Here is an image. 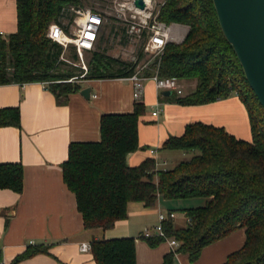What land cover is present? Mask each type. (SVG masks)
<instances>
[{
  "label": "trees",
  "instance_id": "1",
  "mask_svg": "<svg viewBox=\"0 0 264 264\" xmlns=\"http://www.w3.org/2000/svg\"><path fill=\"white\" fill-rule=\"evenodd\" d=\"M15 3L16 32L0 37V85L48 83L58 102L65 104L81 89L78 79L70 80L83 71L62 60V46L46 35L50 24L61 26L60 19L67 14L73 19L70 8L79 7L80 2ZM159 20L185 25L188 31L182 42H169L160 56L149 64L145 62L142 76L148 78L157 72L162 78L196 80L191 94L163 97L182 106L206 105L236 95L247 112L250 140L237 139L222 127L191 123L180 136H169L158 150L186 154V160L167 169H158L153 158L129 166L127 156L141 149L137 127L146 112L144 102L136 100L131 113L100 117L98 142L69 144L67 158L61 164L63 182L74 194L85 230L112 229L127 218L129 203L152 208L158 199L197 200L181 209L187 218L185 226L177 228L168 218L162 222L165 238H144L150 248L166 239L179 244L163 256L162 264H174L177 254L195 262L205 247L238 229H244V244L223 264H264V110L220 31L211 0H167ZM89 53L88 70L82 80L129 78L144 55L141 48L137 62H126L95 48ZM72 59H77L75 54ZM6 126L20 127L17 108L0 111V127ZM22 189V166L0 164V190L20 194ZM134 241L92 240L89 252L95 264H136ZM38 254H48V247L29 245L10 264Z\"/></svg>",
  "mask_w": 264,
  "mask_h": 264
},
{
  "label": "crops",
  "instance_id": "2",
  "mask_svg": "<svg viewBox=\"0 0 264 264\" xmlns=\"http://www.w3.org/2000/svg\"><path fill=\"white\" fill-rule=\"evenodd\" d=\"M16 29L15 0H0V35L6 37ZM80 85L81 89L71 94L65 104L59 103L42 83L0 85V111L17 108L20 116L19 128L0 127V164H20L23 168L20 194L0 190V263L10 264L29 245H43L48 247V254H38L18 264H95L90 252L80 251L81 244L134 238L136 264H162L163 256L173 249L167 242L150 248L141 235L152 233L159 214L173 213L174 225L177 221L183 224L170 201L158 199L152 208L129 203L127 218L112 229L83 228L74 194L62 179L61 164L67 158L68 146L73 142H98L100 117L131 113L136 100L133 84L127 79L85 80ZM84 88H91L89 99L80 94ZM163 97L166 96L152 81L143 82L140 100L150 109L139 119L137 131L139 146L147 149L129 154V166L159 155L165 161H157L158 169H167L162 167L169 160L170 168L186 160V154L158 150L169 136H180L191 123L222 127L237 139L249 140L247 112L236 95L199 106H182ZM155 111L157 115L153 117ZM179 206L183 209L188 205ZM244 241V229H238L205 247L197 261L191 263L186 255L177 254L174 264H223Z\"/></svg>",
  "mask_w": 264,
  "mask_h": 264
},
{
  "label": "built area",
  "instance_id": "3",
  "mask_svg": "<svg viewBox=\"0 0 264 264\" xmlns=\"http://www.w3.org/2000/svg\"><path fill=\"white\" fill-rule=\"evenodd\" d=\"M135 1L113 0L112 5L116 13V20L126 25L128 34L146 42L143 52H161L169 42L176 41L175 39L179 41L184 38L179 37V31L174 27L177 26L175 23L166 24L159 20L160 10L167 0H141L144 5L142 9L135 6ZM70 12L73 15V33L69 34L66 30L67 28L65 29L58 24L52 23L49 25L47 38L62 46V48L73 45L79 54L92 51L98 40L100 28L105 18L104 13L88 7H71ZM82 68L86 72V67L82 66ZM142 72L137 66L135 72L129 78H126L133 84V98L135 100L141 99L142 85L145 80L152 81L155 88L160 92L170 91L177 96L181 95L182 91L177 79L159 77L157 72L145 78L142 76ZM42 84L45 87L48 85V83ZM156 115L157 111L152 112L153 117ZM151 153L153 154L154 151H151ZM174 216L173 213L168 215L159 214L158 224L154 227L152 233L145 232L141 236L144 238L152 236L165 238L162 222L168 218H174ZM166 242L171 249H175L179 245L174 239H166ZM80 251L89 252L90 245L81 244Z\"/></svg>",
  "mask_w": 264,
  "mask_h": 264
},
{
  "label": "rangeland",
  "instance_id": "4",
  "mask_svg": "<svg viewBox=\"0 0 264 264\" xmlns=\"http://www.w3.org/2000/svg\"><path fill=\"white\" fill-rule=\"evenodd\" d=\"M78 1L80 2L79 7L81 8L83 7L93 8L95 10L100 11L101 13H104L105 18L100 28L98 40L95 44L96 47H94L95 50H100L104 52L107 56L116 58L122 61L137 62L138 53L140 49L144 47L146 42H144V40L140 38L133 37L131 36V34H128L126 25L123 22L116 20V17H115L116 13L112 5L113 0H78ZM60 22L63 28L65 29L67 28L66 30L69 34L73 33L74 26L72 25L71 15L67 14L66 17L64 18L62 17L60 19ZM176 25L177 26H174V27L179 31L178 33L179 37H184L185 36L184 34H186L188 31V27L182 24H176ZM184 38H181L179 41L182 42ZM175 40L178 41V39H175ZM73 48H74L73 45H68L66 48H63L61 59L67 62L68 64L81 69L83 71V74H85L88 70V61L91 55L89 52H81V54H79L76 51V49L73 50ZM74 54L76 55V58H77L76 60L72 59V55ZM143 54L144 55L142 59L137 62V66H139V70H141V72L142 70L144 71L147 68V65L145 64V62L148 61V64H149L153 60V58L160 56L162 54V51L161 52H149V53L143 52ZM82 66L86 67L87 69L86 72L84 71ZM82 75L77 78H72L71 80L75 81V79H78V82L82 84V82L85 81L81 79L83 77ZM178 81H179V85L182 91L181 95H179L180 97H184V96L191 94L196 88V84H197L196 80L178 79ZM149 109L150 108L146 106V110H149ZM250 138H251V134H248V139L250 140ZM242 140H246V139H242ZM140 148L141 149L138 151L144 152V150L147 149L144 147H140ZM155 150L157 151L156 148ZM162 156L159 155L157 156V158L155 159L153 158V159L155 160L156 163L157 161L161 159L160 161L161 163H163L165 159L163 160ZM171 161L172 160H169V162H167L168 164L163 166L162 168H170L169 166L171 164ZM170 202H171L170 207H172L171 209L179 215L178 217L179 221L184 220L183 222L184 225L180 224L182 223L181 221L180 222L177 221V223H175V227L180 228L182 226H185L187 223V218L184 217V215H182L179 205L180 204L189 205V204H194V203L196 204V202L198 201L197 200H193V201L186 200V201H170ZM164 213H167V212L164 211ZM175 218L176 216H174V219L173 218L171 219L175 220Z\"/></svg>",
  "mask_w": 264,
  "mask_h": 264
},
{
  "label": "water",
  "instance_id": "5",
  "mask_svg": "<svg viewBox=\"0 0 264 264\" xmlns=\"http://www.w3.org/2000/svg\"><path fill=\"white\" fill-rule=\"evenodd\" d=\"M220 31L242 69L244 78L264 110V0H211ZM135 6L144 7L141 0ZM91 88L80 94L89 99ZM166 97L170 91L163 92Z\"/></svg>",
  "mask_w": 264,
  "mask_h": 264
}]
</instances>
